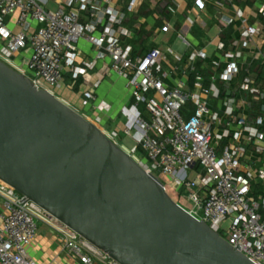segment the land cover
Instances as JSON below:
<instances>
[{
    "label": "built area",
    "instance_id": "2783aa9c",
    "mask_svg": "<svg viewBox=\"0 0 264 264\" xmlns=\"http://www.w3.org/2000/svg\"><path fill=\"white\" fill-rule=\"evenodd\" d=\"M139 1L0 0V60L29 76L39 88L55 93L64 84L66 73L78 79L109 58L111 69L125 78L133 91V104L123 108L127 125L123 132L105 127L101 113L111 106L97 102L98 83L84 93L85 105L93 103L92 109L98 113L83 116L146 171L165 178L167 191L174 192L177 202L193 216L207 222L253 262L264 264V84L257 83L250 73L238 82L236 95H228L236 90L232 91V85L243 71L238 60L255 38L263 40L259 69L264 70V0H250L253 6L236 7L233 15L219 18L223 26L239 24L240 29L228 45L223 40L217 44V50L225 52V65L204 49L191 51L183 69L191 85L176 86L165 81L169 73L164 61L170 50L154 46L146 53H135L131 40L137 29L127 24V19ZM153 1L156 8L166 11L163 30L174 28L172 17L178 13L174 0H167L165 9L161 8L164 0ZM235 1L197 0V6L202 12L208 2L221 9ZM52 2L56 9L48 8ZM196 21L194 15L184 18L189 30ZM178 34L189 45L187 32L180 28ZM82 39L95 54L79 64L82 52L78 43ZM22 51L27 52L26 68L14 63L15 54ZM200 61L209 62L208 76ZM227 83L232 85L227 88ZM237 93L249 100L250 113L241 110ZM218 98H222L223 115L212 106ZM142 104L150 120L142 117ZM224 116L226 128L221 133L217 126ZM133 130L140 132L138 145L145 159L136 158L138 145L128 149L121 142L122 137L132 136ZM225 138L231 142L224 146ZM193 171L191 178L189 172ZM181 200L191 206H184ZM0 206V264H39L28 249L41 222L60 233L66 252L82 264H118L35 201L1 182Z\"/></svg>",
    "mask_w": 264,
    "mask_h": 264
},
{
    "label": "water",
    "instance_id": "95a60500",
    "mask_svg": "<svg viewBox=\"0 0 264 264\" xmlns=\"http://www.w3.org/2000/svg\"><path fill=\"white\" fill-rule=\"evenodd\" d=\"M0 182L118 264H256L174 200L160 176L2 60Z\"/></svg>",
    "mask_w": 264,
    "mask_h": 264
},
{
    "label": "crops",
    "instance_id": "0c3cea01",
    "mask_svg": "<svg viewBox=\"0 0 264 264\" xmlns=\"http://www.w3.org/2000/svg\"><path fill=\"white\" fill-rule=\"evenodd\" d=\"M175 7L178 13L172 17V20L176 22L174 28L163 30L164 23L162 19L167 15L166 11H162L155 7L153 0H140L136 10L127 19V24L137 29V36L131 43L134 46L135 53H146L150 48L154 46H160L166 51L170 50L168 58L164 61V68L169 73L166 78V83L170 86H176L179 84L191 85L190 78L186 74L184 69L185 57L194 50L204 49L211 57H218L225 65L227 59L224 57V51L219 52L217 50V44L220 40L227 35L230 36V40L237 33L239 35V24L231 26H223L219 18L221 16L233 15L236 7H251L253 3H247L246 1H235L228 7L219 8L216 5L208 2L206 9L202 12L199 11L197 6V0H174ZM214 6L213 8H211ZM219 9V10H218ZM186 15H194L197 17V21L192 30L184 24V18ZM183 30L187 32L189 45L182 43L178 51H173L169 46L163 45L162 36L164 33L172 30L177 33ZM182 40V38H180ZM229 40V41H230ZM261 38H255L250 47L244 49L243 57L238 60L244 67L250 69L249 74L253 73L254 79L257 83L264 84V79L260 78V57H259V45L262 43ZM183 42V40H182ZM79 49L82 52L81 58L78 60L79 64L83 60L92 58L95 54L93 47L84 39L78 43ZM27 52L22 51L14 56V63L19 68H26ZM202 71L205 76H208L210 71L209 62H201ZM255 73L258 76H255ZM248 73H246L247 75ZM243 71L240 74L237 81L232 85L234 91L241 79L244 78ZM98 83L95 88L94 84ZM94 87L96 90V97L98 101H104L111 106V109L102 112L103 124L107 128L116 127L115 129L123 132L125 129L128 118L123 113V108L129 107L134 102L133 91L128 87L127 80L120 77L116 72L111 69L110 59L105 58L98 62V65L93 70H89L86 74L81 75L78 79L73 78L71 73H66L65 81L61 88H65L71 92H76L80 95L83 101L81 105L75 104L73 99L57 95L65 102L70 104L78 111V107L92 109L93 103L85 105L84 93L90 88ZM240 101L241 110L245 113H250L252 105L248 101H244L243 94L237 93ZM241 97V98H240ZM222 98L214 99L212 106L215 110L219 111L223 115ZM94 113H98L94 111ZM226 118L223 117V123L217 126V129L222 133L226 128ZM232 127H230L231 129ZM124 137L121 138V140ZM231 142L230 138H225L222 144L225 146ZM129 149V148H128ZM3 211L0 206V212ZM29 255L37 261L39 264H82V262L70 256L62 245V236L53 227L40 223L39 234L33 241L28 249ZM96 264H104L97 262Z\"/></svg>",
    "mask_w": 264,
    "mask_h": 264
},
{
    "label": "rangeland",
    "instance_id": "374dc122",
    "mask_svg": "<svg viewBox=\"0 0 264 264\" xmlns=\"http://www.w3.org/2000/svg\"><path fill=\"white\" fill-rule=\"evenodd\" d=\"M56 5L52 2L49 4L48 8L49 9H56ZM162 41H163V45H166V46H169V48H171L173 51H178L182 45V40L177 36V33L173 32L172 30L164 33V35L162 36ZM55 94L56 95H62V96H66V97H69L71 99H73L74 103L75 104H79L81 105L82 104V100L80 98V95L77 94L76 92H71L65 88H62V89H57L55 91ZM140 109H141V112H142V117L145 119V120H150V113L147 111L146 107L144 104H142L140 106ZM78 111L83 115H94V110L93 109H86V108H81V107H78ZM116 127H110L107 126V129L109 131H119L118 129H115ZM139 136H140V132L138 130H133L132 131V136H125L121 142L124 146H126L127 148L131 149L133 147H136L138 145V140H139ZM136 158L138 159H145V156L143 154H137L136 155ZM189 177L193 178L195 176V172H189ZM164 179V178H162ZM164 181H167L166 179H164ZM170 194L172 195V197L174 198V200L178 201V197L177 195L172 192L170 190ZM182 204L186 207H190L191 204L187 201V200H181Z\"/></svg>",
    "mask_w": 264,
    "mask_h": 264
},
{
    "label": "trees",
    "instance_id": "16d2710c",
    "mask_svg": "<svg viewBox=\"0 0 264 264\" xmlns=\"http://www.w3.org/2000/svg\"><path fill=\"white\" fill-rule=\"evenodd\" d=\"M236 1L241 2L240 0H236ZM247 3H251L250 0H248ZM213 7H214V6H212L211 8H213ZM238 36H239V35H238L237 33L234 35V37H238ZM229 38H230L229 35H227V36H225V37L223 38V41H225L227 45H228L229 40H230ZM228 47H229V46H228ZM248 70L250 71L249 68L244 67V68H243V74L246 75V73H247ZM248 74H249V72H248ZM260 78L264 79V70H263V69L260 71V77H259V79H260ZM137 150H138L139 154H143V155L145 156V158H146V154H145L143 148L141 147V145H138ZM164 179H165V178H164ZM164 179H163V180H164ZM164 182L166 183L167 181H164ZM170 195H171V194H170ZM171 196H172V195H171Z\"/></svg>",
    "mask_w": 264,
    "mask_h": 264
}]
</instances>
